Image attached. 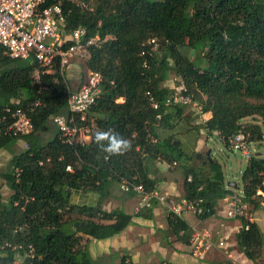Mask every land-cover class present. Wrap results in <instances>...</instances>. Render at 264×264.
<instances>
[{
    "label": "trees",
    "instance_id": "obj_1",
    "mask_svg": "<svg viewBox=\"0 0 264 264\" xmlns=\"http://www.w3.org/2000/svg\"><path fill=\"white\" fill-rule=\"evenodd\" d=\"M87 1L91 10L70 4L64 10L67 33L86 28L89 38L99 35L106 40L100 49H89L86 63L88 71L103 79L96 104L84 122H77L92 129L89 142L70 146L58 133L45 144L37 143L51 117L65 113L71 87L58 67L37 84L33 79L37 63L12 59L0 47L1 94L8 98L24 94L19 104L2 106L0 112L37 99L45 104L32 116L34 131L24 137H35L36 143L13 157L4 174L12 194L4 199L0 192V264H16L18 255L24 259L21 264H96L89 240L84 242L83 237L108 240L133 224L134 215L123 209L104 210L102 201L114 197L123 180L143 185L147 192L157 189L148 164L156 158L170 165L181 159L175 141L159 135V128L171 126L185 108L166 105L171 91L162 83L169 72L203 107L207 121L203 129L210 136L217 133L227 140L243 130L251 143L261 145L264 140V0ZM151 39L157 40L156 51L147 45ZM149 94L159 108L152 107ZM247 118L257 119L256 124L244 126ZM97 132H111L130 147L109 153L97 144ZM15 139L0 138V147ZM258 153L248 160L242 176L244 200L256 208L264 202V159ZM210 168L209 177L187 168L183 184L182 197L203 199L210 208L201 219L215 215L218 202L235 193L228 188L221 165L215 162ZM75 191L95 193L99 201L74 204ZM145 209L136 216L152 218L151 210L146 214ZM168 226L170 236L190 245L192 228L186 220L170 214ZM236 242L248 259L263 257L264 236L256 223L243 219ZM120 264L132 262L123 257Z\"/></svg>",
    "mask_w": 264,
    "mask_h": 264
},
{
    "label": "built area",
    "instance_id": "obj_2",
    "mask_svg": "<svg viewBox=\"0 0 264 264\" xmlns=\"http://www.w3.org/2000/svg\"><path fill=\"white\" fill-rule=\"evenodd\" d=\"M66 4L81 10H91V2L87 0H0V47L12 59L36 62L37 68L34 70L33 79L37 84H40L44 74L57 72V67L60 74L66 76L74 60L87 62L90 59L89 49H100L106 41L99 35L89 38L86 28H77L67 33V15L64 10ZM147 45L152 46V51H156L158 47L156 39L149 40ZM145 53L146 51H143L142 55ZM144 67H149L148 61H145ZM102 81L100 73L88 71L85 83L79 90L69 89L68 115L51 117L60 133L62 143L73 146L91 140L92 129L87 126L79 127L77 122H84L88 112L96 104L102 93ZM150 101L153 108H159V102L152 95ZM44 105L42 100L37 99L15 110L5 108L0 112V138L15 139L31 134L34 129L32 116ZM166 105L185 107L196 105L197 113L205 119L203 107H199L200 105L193 100L183 82L173 87L166 99ZM216 135L219 137V134ZM219 138L223 143L227 142L230 150L242 152L248 160L254 154L255 143L249 141L248 134L243 130L227 140L224 137ZM49 161L50 159L47 160ZM44 164L45 161H40V165ZM67 171L71 172L72 168L68 167ZM192 179L190 175L188 181L191 182ZM120 188L125 194L133 193L139 197V211L160 204L165 206L170 214L183 220L190 215L199 217L210 213V208L205 205L203 199L172 197L158 189L147 192L143 185H136L127 180L122 181ZM223 200L226 219L249 220V204L244 200L243 194L233 193ZM190 244L195 250L203 252L213 248L221 250L225 248L224 240L215 242L210 232L198 227L192 228Z\"/></svg>",
    "mask_w": 264,
    "mask_h": 264
},
{
    "label": "crops",
    "instance_id": "obj_3",
    "mask_svg": "<svg viewBox=\"0 0 264 264\" xmlns=\"http://www.w3.org/2000/svg\"><path fill=\"white\" fill-rule=\"evenodd\" d=\"M83 72L84 74L86 73L85 69H82L79 61H74L72 65L68 68L66 73V79L69 81V85L71 86V89L73 91L79 90L84 85L85 75L83 77ZM22 97H24V94L22 92H20L19 96L13 98L5 97L0 92V107L7 106L10 103L19 104ZM62 115H68V109H66L65 113H63ZM54 127L55 137L59 133V131L55 125ZM43 135H46V133L40 134L39 144H44ZM24 137L25 136L20 137L19 139L12 140L11 142L1 145L0 147V192L5 189L10 190L9 186L6 183L4 174H6L10 169V163L12 158L30 149L32 144L34 145L36 143L35 137L31 140L26 139ZM202 147L203 142L200 141L197 149L200 150ZM208 163L209 162L207 161V164ZM176 164L177 163H174V165ZM209 165L212 164L209 163ZM149 177L157 182V189L161 192L170 194L172 197L183 196L184 180H180L179 178H177V176L165 174L157 176L155 173L152 174V170L150 171L149 168ZM167 178L169 179L167 180ZM234 191L235 193H238L236 189H234ZM259 194H262V192H260ZM131 195L133 196H128L121 200L119 204L120 206L116 209H123L128 214L134 215L133 224L130 225L121 234L108 240L99 241V243H104L106 244V246H109L112 243H117V240L121 239V242H124L125 244V246H123L124 248L127 247V245L134 243L136 244L135 250L144 248L145 251L148 250L149 252H147L146 257H150V259L155 254V252H158L162 263L169 262L172 264H264V255L261 259L257 261H252L248 259L246 255L239 250L236 242V235L242 228V220H228L225 218L224 200H220L218 202L216 207V213L212 217H209L207 219H201L200 217L190 215L185 219L191 228L198 227L200 229L210 232L215 242H219L221 240L225 241V248L223 250L213 248L210 251L203 252L195 250V247L191 244L187 246L182 244L181 242H177L176 244H174L173 247L172 245H167V241L165 239L163 242H165V244L168 246L167 247L164 246L162 244L163 242H161L160 240H156L155 242L153 240V238L155 237H152L151 239L148 238L147 235H145L146 230L150 231L151 233H154L157 231L156 228H158V232H160L161 237H164V232L166 231V229V232L168 233V218L170 216V213L168 212L165 206H162L160 204H154L150 209H145V211L143 212L149 214L151 210L152 218L149 219L144 216L137 217L136 215L139 212L134 214L129 211V207L132 210V206L135 203V198L137 197V195L135 194ZM110 199L111 198H109L108 200ZM248 219L249 221L256 223L260 227L264 236V202L261 203V206L259 208H256L254 205L249 204ZM139 230L145 231L143 233H140ZM136 233H138V235L136 236V239H138L137 242H131L129 238L133 235H136ZM93 259L96 260L95 257ZM133 261H131L132 264H135Z\"/></svg>",
    "mask_w": 264,
    "mask_h": 264
},
{
    "label": "rangeland",
    "instance_id": "obj_4",
    "mask_svg": "<svg viewBox=\"0 0 264 264\" xmlns=\"http://www.w3.org/2000/svg\"><path fill=\"white\" fill-rule=\"evenodd\" d=\"M74 61H79L82 69H85L86 73L84 74L83 72V77L85 75L84 79L86 80L88 74V70L86 67L87 62L85 60L80 59H76ZM180 83H182L181 79L176 77L174 72H169L166 77V80L162 83V87L168 88L170 91H172L173 87H176ZM199 107H201V105ZM197 111L198 110L196 109V105L185 107L183 110V115L180 118L176 117L175 119H173V121L171 122V126H169L168 128H165L163 126L159 128L160 139H171L175 142H178L177 147L180 149L182 156L181 159L176 162V165H169L168 163H165L162 159L156 158L148 164L150 171L152 170V174L155 173L157 176L165 174L177 176V178H179L180 180H185L187 176L186 170L187 168H191L195 169L198 173H200V175L209 177L211 174V168L209 163L205 165L204 162L207 161V155L209 154V152H211L210 157L212 158L214 163L217 162L222 167L227 186L229 183H237L239 186V188L236 189L237 192L243 194L244 189L242 176L248 166V159L243 155L242 152L232 151L227 148L225 144L221 141V139L216 135L217 133H214L212 136H210L207 130L203 129V125H205V123L207 122L206 119L201 118ZM256 120L257 119L247 118L243 121V125L249 126L256 124ZM44 133H46V135H43L44 144L47 143L50 139L54 138L55 127L52 120L49 123L48 130L44 131ZM200 141L203 142V147L198 150L197 147L199 146ZM39 142L40 141H38L37 143ZM254 147V153H261V156L264 159V140L261 145L255 143ZM198 153L202 154V157L200 159L197 158ZM168 179L169 178H167V180ZM1 192L4 196V199H7L12 194V191L8 189H5ZM128 196L133 195L123 193L121 191L120 186H117V188L115 189L114 197H112L113 199L111 198L110 200H103L102 208L107 211L114 210L120 206L119 204L121 200ZM99 198V195L85 191H75L72 192L71 195L72 203L82 205H95L98 203ZM139 203L140 200L137 196L135 198V203L132 206V210L129 207V211L134 214L139 212ZM78 226L79 225H77V227ZM156 229L157 231L154 233H151L150 231L146 230L145 235H147V237L150 239L152 237H155L153 238L155 242L156 240H160L161 242H163L165 239H167L170 242V245H172L173 247L174 244L178 242L176 241V238L174 236H170V232H166L167 229L164 232V237H161L160 232H158V228ZM144 231L145 230H142L140 231V233H143ZM137 235L138 233H136V235L131 236L129 240H131V242L133 241L136 243L138 240L136 239ZM88 240L90 243L89 247L91 255L93 258H96V264H120L121 259L123 257L127 258V262L135 260L133 261L135 264L162 263L158 252H155V254L150 259V257H146L147 252L149 251H145V248L135 250L136 244L134 243H131L124 248V242H121L122 240L119 239L117 240V243H112L111 245L106 246V244L99 243V241L91 240L86 236L83 237L84 242ZM162 244L164 246H167L165 242H163ZM16 261L18 264H21L24 259H22L21 256L18 255Z\"/></svg>",
    "mask_w": 264,
    "mask_h": 264
},
{
    "label": "clouds",
    "instance_id": "obj_5",
    "mask_svg": "<svg viewBox=\"0 0 264 264\" xmlns=\"http://www.w3.org/2000/svg\"><path fill=\"white\" fill-rule=\"evenodd\" d=\"M95 135L97 144L109 153H119L122 149H127L130 147V144L127 140L114 135L111 132H97ZM101 141H107V146L105 147L103 144H101Z\"/></svg>",
    "mask_w": 264,
    "mask_h": 264
},
{
    "label": "water",
    "instance_id": "obj_6",
    "mask_svg": "<svg viewBox=\"0 0 264 264\" xmlns=\"http://www.w3.org/2000/svg\"><path fill=\"white\" fill-rule=\"evenodd\" d=\"M65 34V32H64ZM192 54H194V52H192ZM175 146H177V142L174 143ZM210 153L207 155V161L210 163V164H213V160L212 158L210 157ZM262 154L261 153H258L257 156H261ZM202 157V154L198 153L197 154V158L200 159ZM207 161L204 162V164H207ZM229 188H233V189H238L239 186L237 183H229L228 184ZM78 225V223H76V226Z\"/></svg>",
    "mask_w": 264,
    "mask_h": 264
}]
</instances>
